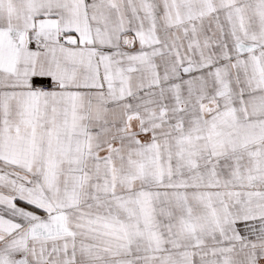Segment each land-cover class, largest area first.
I'll list each match as a JSON object with an SVG mask.
<instances>
[{
  "label": "snow or ice",
  "instance_id": "snow-or-ice-1",
  "mask_svg": "<svg viewBox=\"0 0 264 264\" xmlns=\"http://www.w3.org/2000/svg\"><path fill=\"white\" fill-rule=\"evenodd\" d=\"M0 264H264V0H0Z\"/></svg>",
  "mask_w": 264,
  "mask_h": 264
}]
</instances>
